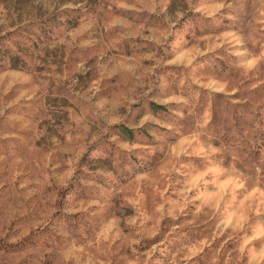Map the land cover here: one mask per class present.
Instances as JSON below:
<instances>
[{
	"label": "rangeland",
	"instance_id": "374dc122",
	"mask_svg": "<svg viewBox=\"0 0 264 264\" xmlns=\"http://www.w3.org/2000/svg\"><path fill=\"white\" fill-rule=\"evenodd\" d=\"M0 264H264V0H0Z\"/></svg>",
	"mask_w": 264,
	"mask_h": 264
}]
</instances>
